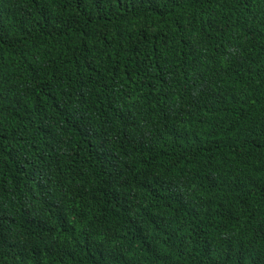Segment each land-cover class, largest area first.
<instances>
[{
	"label": "trees",
	"instance_id": "trees-1",
	"mask_svg": "<svg viewBox=\"0 0 264 264\" xmlns=\"http://www.w3.org/2000/svg\"><path fill=\"white\" fill-rule=\"evenodd\" d=\"M0 264H264V0H0Z\"/></svg>",
	"mask_w": 264,
	"mask_h": 264
}]
</instances>
